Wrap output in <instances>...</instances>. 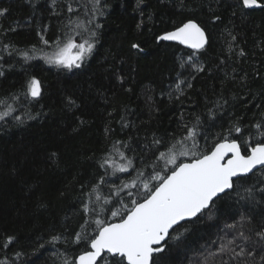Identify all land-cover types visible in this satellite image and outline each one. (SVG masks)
I'll return each mask as SVG.
<instances>
[{
    "label": "trees",
    "instance_id": "obj_1",
    "mask_svg": "<svg viewBox=\"0 0 264 264\" xmlns=\"http://www.w3.org/2000/svg\"><path fill=\"white\" fill-rule=\"evenodd\" d=\"M69 2L74 14L67 12ZM258 2L264 5V0ZM99 7L103 15L93 19V0H0V9L8 10L0 16V112L12 108L0 119L3 264H72L88 250L86 242L74 243L76 234L94 236L97 218L118 221L111 212L121 200L131 207L129 191H142L138 187L113 195L112 186L122 187L141 169L151 174L159 152L189 128L200 133L199 151H210L230 134L247 154L244 149L260 139L252 126L264 119V6L246 8L242 0H101ZM70 16L97 34L89 37L75 29L95 41V47L80 68L68 70L45 57L58 37L69 34ZM187 20L204 29L208 42L202 50L193 55L178 44L157 42V36ZM73 38L81 42L80 36ZM134 43L140 47L133 49ZM25 52L31 59H25ZM33 77L42 86L36 99L26 95ZM237 124L242 132L230 133ZM114 145L132 161L127 172L100 167L107 157L126 163ZM189 159L178 157L177 162ZM157 163L158 171L164 168L162 161ZM260 178L258 169L236 179L211 208L176 226L166 250L154 255L157 264L228 259L209 254L217 251L218 237L240 230L227 225L242 215L254 222L264 217ZM252 185L257 191L248 198L245 189ZM84 203L93 211L85 213ZM53 236L60 239L52 243ZM8 237L14 240L9 243ZM255 259L259 261V251Z\"/></svg>",
    "mask_w": 264,
    "mask_h": 264
},
{
    "label": "snow or ice",
    "instance_id": "obj_2",
    "mask_svg": "<svg viewBox=\"0 0 264 264\" xmlns=\"http://www.w3.org/2000/svg\"><path fill=\"white\" fill-rule=\"evenodd\" d=\"M55 3V0H53ZM101 0H93V19L95 14L103 15L100 10ZM244 7L264 6L258 5V0H242ZM7 9H0V16L7 14ZM67 12L74 14L75 9L71 2L67 4ZM92 21L90 20L89 23ZM68 33L54 43V51L46 55L47 63L71 70L80 68L86 58L93 52L95 41L90 42L88 38H83V33L75 32L76 28H82L89 37H95L96 31L90 30L83 22L70 18L67 20ZM96 28L101 25L96 24ZM139 27V26H138ZM73 35L81 37V42H77ZM158 41H175L180 45H185L193 51L203 49L207 43L204 29L195 21L187 20L176 26L171 31H165L156 37ZM234 39V38H233ZM45 45L49 41L41 36ZM7 47V46H5ZM138 44H132L133 49H138ZM25 59H31L28 54L22 53ZM192 56L188 57V61ZM197 71L202 69L193 64ZM183 67V63L181 64ZM2 75V73H0ZM181 75V74H178ZM189 87L191 85L189 84ZM41 82L33 77L27 82L26 95L32 99L42 95ZM69 104L74 103L69 99ZM12 111L11 106L7 110L0 112V119L8 116ZM264 117V113L261 114ZM31 118V117H30ZM19 120V117H16ZM257 129L260 139L254 146L245 148L248 154H242V145L237 139L231 138L229 134L220 142L216 143L211 150L199 151L197 136L198 129H187V135L176 139L166 147L165 151L159 152L156 162L153 163L151 174L143 169L137 171V176L128 182H122L121 186L113 185V195H119L125 189L142 187V191L128 192L131 200V207L123 200L120 201L118 209L111 212V217H119L118 222H110L97 218L94 236L87 235L86 232L77 233L74 243L86 242L89 250L83 251L72 260V264H157L154 254L162 253L165 247L161 245L169 236V230L180 221L188 220L202 214L204 210L211 208L216 199L220 198L226 190L233 189L234 178H245L253 173L257 167L261 170V178L258 183L261 185L259 191L264 192V119L253 125ZM242 132L239 124L234 125L229 132ZM191 141V147L188 142ZM119 143V142H117ZM154 144L163 146L162 140H154ZM121 159L126 163L118 164L107 157L100 164L101 168L111 167L113 173L127 172L132 167V161L128 160L123 152L115 148ZM178 157H190L188 162L177 163ZM162 161L164 168L157 170V162ZM169 165L173 167H168ZM107 174V172H106ZM104 176L100 177V182H104ZM155 182V183H153ZM96 186H93L95 191ZM257 191L252 185L245 189L248 198ZM244 197H241L243 199ZM99 200V196L97 197ZM111 197L106 198L103 203L108 204ZM85 213L93 211L88 203L82 205ZM236 231L231 237L227 233L218 237L220 244L215 253L209 255L215 257L218 253L227 255L228 259H220L219 264H264V217L258 222H254L251 217L241 216L240 220L232 225H227L229 229ZM247 228L248 234L244 228ZM83 227V226H82ZM173 237V239H178ZM11 243L14 238L8 237ZM60 239V236H53L52 243ZM239 241V243H237ZM154 245H158L154 247ZM43 247V245L41 246ZM238 249V250H237ZM227 250V251H226ZM259 251L260 259L255 256ZM17 256L20 254L17 253ZM0 264H3L0 261ZM64 264H68L65 260ZM189 264H193L190 260ZM202 264H208L207 258Z\"/></svg>",
    "mask_w": 264,
    "mask_h": 264
},
{
    "label": "water",
    "instance_id": "obj_3",
    "mask_svg": "<svg viewBox=\"0 0 264 264\" xmlns=\"http://www.w3.org/2000/svg\"><path fill=\"white\" fill-rule=\"evenodd\" d=\"M258 5H261L259 2H258ZM261 6H252V7H248V8H250V9H254V8H260ZM194 21V20H193ZM171 31V30H170ZM163 34V33H162ZM205 35H206V33H205ZM206 38H207V35H206ZM157 42H159L158 40H157ZM164 42H168V43H175V44H178L177 42H175V41H164ZM207 42H208V38H207ZM178 45H180V44H178ZM206 45H207V43H206ZM205 45V46H206ZM180 46H182V47H184V48H186V49H188V50H191V51H194V50H192V49H190V48H187L185 45H180ZM202 50V49H201ZM200 51V50H199ZM196 52H198V51H196ZM220 142V141H219ZM218 143V142H217ZM215 146V145H214ZM213 146V147H214ZM242 154H244L243 152H242ZM248 154V153H247ZM247 154H245V155H247ZM184 162H188V161H182V162H179V163H184ZM178 163V164H179ZM259 169V167H257V169L256 170H258ZM255 170V171H256ZM250 175V174H249ZM237 178H234V181L236 180ZM232 189H230V190H226V192H229V191H231ZM225 192V193H226ZM221 195H223V194H221ZM220 195V196H221ZM198 215H200V214H198ZM194 218H196V217H194ZM194 218H191V219H188V220H184V221H180V222H178L176 225H174L170 230H169V234H170V232L176 227V226H178V225H180V224H182L183 222H186V221H189V220H193ZM115 222H118V221H113V223H115ZM169 237V236H168ZM168 237L166 238V240L168 239ZM166 240L165 241H162L161 242V245L162 246H164V244H165V242H166ZM156 246H158V245H154V247H156ZM89 250V249H88ZM81 254V253H80ZM79 254V255H80ZM157 254V253H156ZM79 255H77V256H79ZM155 255V254H154ZM76 256V257H77Z\"/></svg>",
    "mask_w": 264,
    "mask_h": 264
},
{
    "label": "rangeland",
    "instance_id": "obj_4",
    "mask_svg": "<svg viewBox=\"0 0 264 264\" xmlns=\"http://www.w3.org/2000/svg\"><path fill=\"white\" fill-rule=\"evenodd\" d=\"M178 163V162H177Z\"/></svg>",
    "mask_w": 264,
    "mask_h": 264
}]
</instances>
